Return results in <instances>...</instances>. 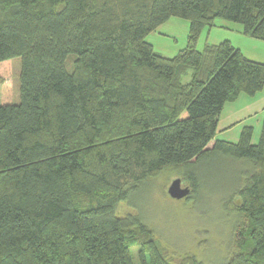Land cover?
<instances>
[{"label": "trees", "instance_id": "1", "mask_svg": "<svg viewBox=\"0 0 264 264\" xmlns=\"http://www.w3.org/2000/svg\"><path fill=\"white\" fill-rule=\"evenodd\" d=\"M172 17L187 45L164 57L145 38ZM217 20L264 41V0H0V62L21 59L19 102L0 105V264H133L132 228L141 264H170L117 204L166 167L185 168L190 198L218 158L245 169L247 229L224 264H264V124L255 144L251 127L214 139L224 104L264 88V63L227 40L197 50Z\"/></svg>", "mask_w": 264, "mask_h": 264}, {"label": "rangeland", "instance_id": "2", "mask_svg": "<svg viewBox=\"0 0 264 264\" xmlns=\"http://www.w3.org/2000/svg\"><path fill=\"white\" fill-rule=\"evenodd\" d=\"M220 21L222 22L218 23V28L213 29L209 35L206 36V31L202 32L196 44L198 49H202L205 43H219L224 37H229L244 53L251 57H257L255 53L260 55L258 52L261 49L252 47L247 37L235 35L233 29L241 28V25ZM222 26H227L230 30ZM188 32L187 20L172 17L145 39L156 53L173 57L187 45ZM71 57L67 60L68 68L71 66ZM20 66V57L0 62V105L19 102ZM185 114L183 112L181 117ZM249 121L255 122L253 119L247 120ZM238 128L224 137L231 138ZM244 170L230 158L206 161L196 169L197 193L190 198L175 199L167 194L168 186L176 178L181 179L182 187L188 186L189 178L183 167H166L158 175L131 190L127 198L117 204L115 215L131 218L149 230L159 253L170 264H192L193 259L203 264H224L235 251L241 231L246 233L245 228L247 229L233 207V194L245 181L242 173ZM241 225L243 227L239 230ZM127 236L132 263L141 264V237L133 228ZM145 257L148 259L147 252Z\"/></svg>", "mask_w": 264, "mask_h": 264}, {"label": "crops", "instance_id": "3", "mask_svg": "<svg viewBox=\"0 0 264 264\" xmlns=\"http://www.w3.org/2000/svg\"><path fill=\"white\" fill-rule=\"evenodd\" d=\"M221 22L222 21L217 20L213 27H210L208 29L206 28L202 32L204 33V31H206L205 32L206 36L209 35L213 29L218 28L217 27L218 23H221ZM222 27L228 28L227 26H222ZM233 31L235 32V35H244V37H247L252 47H255L257 49L259 47V49H261V52H258L260 55H256L255 53V56L257 57H254V56L251 57L247 53H244L240 47H237L233 44L231 38L229 37H224L222 40L229 41L235 48L239 49L245 57L251 60L264 63V41L254 39L248 35L243 34L242 27L235 28L233 29ZM220 42L222 41H219V43ZM216 44H218V42L211 41L209 43H205L203 48L206 45H216ZM196 49L199 51L202 50V49H198L197 46H196ZM258 56H261V57H258ZM190 76H191V72H188L186 75H184L181 79L182 83L188 82L190 79ZM251 119H253L255 122L253 123H251L250 121L247 122V120H251ZM263 124H264V88L253 96H248V95L246 96V94L241 93L238 95V97L234 101L227 102L224 104L222 111L220 112L218 116L216 133H215L214 139L235 143L239 140L241 130L244 127H251L252 128L251 142L255 144L257 143L259 139ZM237 127L239 128L236 130V132H234V136H231V138L224 137L226 134L230 133L231 131H235L234 129Z\"/></svg>", "mask_w": 264, "mask_h": 264}, {"label": "water", "instance_id": "4", "mask_svg": "<svg viewBox=\"0 0 264 264\" xmlns=\"http://www.w3.org/2000/svg\"><path fill=\"white\" fill-rule=\"evenodd\" d=\"M167 194L171 198L182 199L186 198L190 194V188L188 186H181V179H174L167 188Z\"/></svg>", "mask_w": 264, "mask_h": 264}]
</instances>
